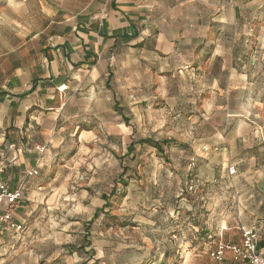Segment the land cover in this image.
I'll return each mask as SVG.
<instances>
[{"label":"rangeland","instance_id":"374dc122","mask_svg":"<svg viewBox=\"0 0 264 264\" xmlns=\"http://www.w3.org/2000/svg\"><path fill=\"white\" fill-rule=\"evenodd\" d=\"M236 2L240 6L249 3L243 5L237 29L222 33L219 40L220 55L227 61L222 63V75L219 64L211 65L210 75L193 79L167 75L168 95L163 98L156 97L155 75H135L133 65L131 75H119L127 86L126 95L118 97L126 110L122 113L112 106L110 112L96 111L93 138L68 150L71 163L59 159L45 170L43 178H50L46 191L33 193L8 209L21 229L7 227L0 235V262L15 249L20 254L18 264L21 259L27 264H221L210 257L209 250L219 240L239 243L241 227H251L255 219L262 233L260 241H264V191L255 186L261 176L257 172L248 175L249 170H262L263 164L237 176V165L243 162H235L250 157L264 160V6L260 0ZM230 53L239 59L233 63L238 73L247 76L233 87L227 80ZM202 69L207 71L209 65ZM215 80L216 97L210 94ZM192 90L200 94L192 96ZM170 96L177 98L175 104L166 99ZM161 100L168 104L160 107ZM203 100L211 103L206 111L198 107ZM162 119H170V126L165 125L169 134L142 133L138 139H129L127 132L134 121L140 127ZM98 129L109 143L118 141L128 159L113 153L118 162L116 174L96 182L95 187L103 189L96 196L92 186L79 182V175L87 171L84 158L95 151ZM164 139L171 142L162 145V153L142 142ZM89 179L95 178L90 175ZM229 183L228 193L235 196L237 189H243L251 200L244 219L217 225L221 211L241 215L242 201L230 198L227 207L217 204L213 208L210 205L215 201L203 197L218 196ZM105 199H109L108 206ZM24 252L37 259L29 261Z\"/></svg>","mask_w":264,"mask_h":264},{"label":"crops","instance_id":"0c3cea01","mask_svg":"<svg viewBox=\"0 0 264 264\" xmlns=\"http://www.w3.org/2000/svg\"><path fill=\"white\" fill-rule=\"evenodd\" d=\"M236 1L157 0L160 7L152 19L164 16L166 23L152 22L149 27L137 20L147 21L151 14L146 8L139 14L133 11L132 0H8L7 7L0 0V117H4L0 124L4 140L0 143V182L10 190L22 183V195L16 203L50 186V178L43 175L56 160L63 159L53 145L70 135L67 126L76 133L77 143L87 142L96 128V111L110 112L112 106L122 113L126 110L118 97L126 95L127 86L119 75H131V65L135 75H155L158 98L168 95L167 75L191 79L210 75L213 64H219L222 75V63L227 61L220 55L219 40L222 33L237 29L243 5L249 3L240 6ZM97 3L107 14L94 10ZM238 60L229 54L232 66L227 69V80L232 87L247 78L233 66ZM206 64L207 71L202 69ZM217 90L215 80L210 94L216 97ZM191 93L200 94L198 90ZM166 99L175 104L177 98ZM94 101L97 107L88 114L91 123H78L80 108ZM208 103L199 101V109L206 111L211 107ZM166 104L161 100L160 107ZM220 105L223 107V102ZM36 146L45 152L32 151ZM235 162H243L237 165V176L261 162L262 170H249L248 175L259 173L261 179L254 185L264 191V160L250 157ZM32 169L37 174L26 176ZM10 207L5 202L0 204L2 211ZM252 224L257 230V219ZM258 248L264 251L260 238ZM219 263L236 264L229 251Z\"/></svg>","mask_w":264,"mask_h":264},{"label":"clouds","instance_id":"9594fccd","mask_svg":"<svg viewBox=\"0 0 264 264\" xmlns=\"http://www.w3.org/2000/svg\"><path fill=\"white\" fill-rule=\"evenodd\" d=\"M5 6L8 5V0H4ZM132 3L134 4L133 11L136 13H140V9L146 8L148 10V13L151 14L149 16V20L147 21H139L137 20L138 24H148L149 27H151V23H159L164 24L166 23L164 16H159L158 19L153 21V17L156 15V10L160 7V5L157 3V0H148L147 3L144 2V0H132ZM261 6H264V0H260ZM94 10H99L100 13L107 14L105 9L103 8V5L97 3L94 6ZM133 19H136V17H133ZM119 52V49L117 50ZM97 95L99 96L100 93L97 92ZM85 99H87L85 97ZM97 107L96 102L94 101L91 106L84 108L81 107L80 110L77 113V117H80V119L77 120L78 123H91L88 120V114L93 112ZM77 117H73V119H77ZM4 117H0V124L3 123ZM138 121H134L132 125H130L129 130L127 132V135L129 139H138L139 136L143 133L144 135H151L155 132V135L159 137L160 135H167L168 129L165 128V125L170 126V119L168 120H160L159 122H149L145 126L137 127ZM68 127V134L62 139L57 140L56 144L53 145L54 148L58 149L63 154V159L67 163H71L70 158L68 157L67 153L68 150L72 148H78L79 145L77 141L74 139L76 133L72 130V127L69 125ZM160 129H165L163 132L160 131ZM133 130H135V136H133ZM172 135H176L175 130H172ZM97 135L100 137V139L97 141V144L95 146V151L85 156V168L87 171L79 175V182L87 183L89 186L93 187V191L95 192L96 196L100 195V192L103 189H97L95 187V184L98 180H107L109 177H114L116 174L117 169L114 168V166L118 163L116 160V156L113 153H116L120 156H124V149L119 147L118 141H113L112 143H109L106 139L105 133L102 129L97 130ZM3 135L0 134V143H3ZM67 145V147H65ZM45 148L36 146L32 149L34 152L43 153L45 152ZM139 155V153H138ZM124 159L127 160L128 158L124 156ZM98 161V163H97ZM73 175H76L74 172ZM93 176L95 179L90 180L89 176ZM149 179H151V176H149ZM228 187H232V185L226 184L224 187H222L219 190V195L214 196L212 193H209L208 196L203 197L205 200H214L215 202L210 205V207H215L217 204H220L222 208L227 207V202L231 198V200L235 201L236 199H240L242 203L239 205L241 215H233L231 212H224L221 211L217 214V225L220 221H231L233 219H244L243 213L245 208L248 206V202L251 200V196L244 191L243 189H237L236 195L232 196V194L227 192ZM235 207V205H234ZM63 212V210H62ZM48 213L46 212V215ZM87 218V217H86ZM264 228V226H262ZM252 229H246V231H251ZM78 231V230H77ZM257 236L256 239H259L261 233V229H257ZM16 239H19L20 237H15ZM49 239L48 237H45V240ZM75 239V238H73ZM249 239H253L250 237ZM0 243H3L0 241ZM40 243H43L41 241ZM34 247H39V244L33 245ZM10 247V246H9ZM5 251H8V247L5 248ZM57 251H63L58 249ZM18 254L15 249H13L11 252H9V255L2 261L0 264H18L17 257ZM55 255V253H54ZM75 255V254H73ZM23 256L28 257L29 261L37 259L35 256H31L30 253L24 252ZM20 264H27L26 261L23 259L20 260Z\"/></svg>","mask_w":264,"mask_h":264},{"label":"built area","instance_id":"2783aa9c","mask_svg":"<svg viewBox=\"0 0 264 264\" xmlns=\"http://www.w3.org/2000/svg\"><path fill=\"white\" fill-rule=\"evenodd\" d=\"M2 169H0V173ZM233 173V168L230 169ZM37 174L36 169L29 170L26 176ZM22 195V183L15 189L10 190L6 183L0 182V204L5 202L7 205H13ZM7 225V226H6ZM21 229V225L15 223L11 219L8 210L0 209V235L7 228ZM251 228V231L246 229ZM241 240L239 243H231L226 241H218L216 245L209 250V255L217 262H222L225 259L227 251L231 254V260L236 264H264V251L258 248V239H256L257 231L253 227H241ZM252 237L253 239H249Z\"/></svg>","mask_w":264,"mask_h":264},{"label":"trees","instance_id":"16d2710c","mask_svg":"<svg viewBox=\"0 0 264 264\" xmlns=\"http://www.w3.org/2000/svg\"><path fill=\"white\" fill-rule=\"evenodd\" d=\"M142 142H148L152 147H154V148H156L157 150H158V152H160V153H162L163 152V147H162V145H168L170 142H171V140H169V139H164V140H162V141H160V142H158V141H153V140H144V141H142ZM132 144H130L129 146H128V148H130V149H132ZM123 171L125 170V169H122ZM120 182H124V181H120ZM112 193H114V190H112ZM109 199H105V204H107V206L109 205V201H108ZM87 244H88V242H86Z\"/></svg>","mask_w":264,"mask_h":264}]
</instances>
